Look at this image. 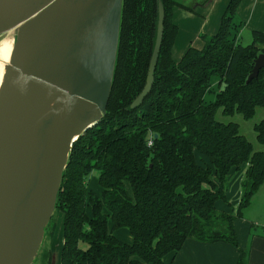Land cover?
<instances>
[{"label": "trees", "instance_id": "trees-1", "mask_svg": "<svg viewBox=\"0 0 264 264\" xmlns=\"http://www.w3.org/2000/svg\"><path fill=\"white\" fill-rule=\"evenodd\" d=\"M159 1L123 0L107 111L74 142L57 199L55 213H64L61 264H169L165 257L177 254L188 238L230 243L240 253L237 264H248L235 221L264 184V150L255 149L239 123L220 121L217 113L252 119L264 108V68L247 82L264 53V31L254 30L243 44L236 16L241 0H230L218 31L176 61L173 16L180 4L161 0L164 33L154 84L132 108L146 83ZM208 93L214 100L207 101ZM254 129L264 145V118ZM196 151L205 157L202 163ZM244 166L235 207L227 197L229 176ZM95 170L100 194L89 187ZM219 201L230 210L218 208ZM123 227L132 243L115 235ZM54 230L55 215L45 239L53 240ZM43 248L44 242L34 264H53L52 250Z\"/></svg>", "mask_w": 264, "mask_h": 264}, {"label": "water", "instance_id": "water-1", "mask_svg": "<svg viewBox=\"0 0 264 264\" xmlns=\"http://www.w3.org/2000/svg\"><path fill=\"white\" fill-rule=\"evenodd\" d=\"M122 9L123 0H0V35L35 16L38 21L51 16L46 36L17 66L8 65L0 89V166L13 192L0 226V264H34L41 250L73 144L106 114ZM164 20L160 0L146 83L132 108L153 87ZM262 68L264 53L247 82ZM37 94L56 104L28 125L24 116ZM60 256L53 252V264Z\"/></svg>", "mask_w": 264, "mask_h": 264}, {"label": "crops", "instance_id": "crops-1", "mask_svg": "<svg viewBox=\"0 0 264 264\" xmlns=\"http://www.w3.org/2000/svg\"><path fill=\"white\" fill-rule=\"evenodd\" d=\"M176 1L180 5L175 8L173 19L179 27V32L173 46V57L178 61L190 46L201 48L205 42L203 36L209 37L218 31L230 0ZM236 16L243 24L240 29L241 42L246 37L252 38L254 30L264 31V0H241ZM245 169L246 166L238 171L245 172ZM242 178L243 176L240 180ZM239 188L238 203L241 182ZM261 195L264 197V184L253 197L250 206L244 210L243 216L235 221L239 245L249 252L248 264H264V206L256 208L257 213L252 210L255 209L257 201H262V198H259ZM217 207L228 210L220 202ZM115 235L119 237L116 233ZM130 240L128 238L127 243H132L133 237L132 242ZM239 254L238 249L227 242H201L188 238L177 254L167 255L165 260L169 264H237Z\"/></svg>", "mask_w": 264, "mask_h": 264}, {"label": "bare ground", "instance_id": "bare-ground-1", "mask_svg": "<svg viewBox=\"0 0 264 264\" xmlns=\"http://www.w3.org/2000/svg\"><path fill=\"white\" fill-rule=\"evenodd\" d=\"M50 23L51 16L43 21H38L35 16L18 28L0 36V89L5 82L8 65L17 66L37 40L46 36ZM16 33L17 37L15 39ZM55 104V100L47 101L45 95H35L26 110L24 122L32 125L42 114L52 113ZM12 194L11 184L7 181L0 166V226L3 211L10 202Z\"/></svg>", "mask_w": 264, "mask_h": 264}, {"label": "rangeland", "instance_id": "rangeland-1", "mask_svg": "<svg viewBox=\"0 0 264 264\" xmlns=\"http://www.w3.org/2000/svg\"><path fill=\"white\" fill-rule=\"evenodd\" d=\"M5 34V33H4ZM3 35V34H2ZM0 35V36H2ZM15 37V36H14ZM252 41V38L246 37L242 40L243 44H249ZM215 94L214 93H208L206 95L207 101L214 100ZM264 118V108H258L257 114L252 118V119H245L241 114L236 113L234 115H224L221 111V109L217 113V119L223 122H230L234 121L240 124V129L241 133L244 134L254 145L256 150H264V145H262L258 139H257V132L254 129L255 124L259 123L262 119ZM197 153V159L200 163L203 162V159L205 160V157L200 154L199 151H196ZM242 172L238 170H234L231 172L229 176V181H228V192H227V197L228 201L233 205L237 206L238 204V195H239V190H240V182H241V177L244 176L242 175ZM238 184V186H237ZM89 187L96 191L97 193H101V186L99 185L98 182V171H94L90 178H89ZM262 198V201H257L255 205V209H252L256 211V208H263L264 204V197H259ZM261 200V199H259ZM222 203L225 208H227L229 211L230 210V205L228 202L225 201H219ZM262 202V203H261ZM261 203V204H260ZM260 204V205H259ZM251 210V209H250ZM257 213V211L255 212ZM263 213V212H262ZM55 215V230H54V236L53 240H51V237L48 236L46 239H44V253L47 252L48 250H52V252L56 253L58 256L61 251V246L63 244V221H64V213L63 212H57L54 214ZM115 233L121 237L122 240L126 241L128 238H130L132 242V236L128 230V228H119L115 230ZM131 236V237H130ZM36 264H42V260L40 259ZM55 264H61L60 260H57Z\"/></svg>", "mask_w": 264, "mask_h": 264}, {"label": "built area", "instance_id": "built-area-1", "mask_svg": "<svg viewBox=\"0 0 264 264\" xmlns=\"http://www.w3.org/2000/svg\"><path fill=\"white\" fill-rule=\"evenodd\" d=\"M153 143V141H152V139L149 141V144H152Z\"/></svg>", "mask_w": 264, "mask_h": 264}]
</instances>
